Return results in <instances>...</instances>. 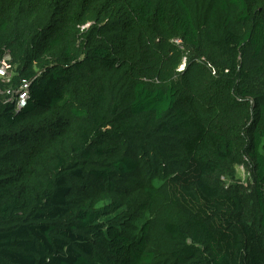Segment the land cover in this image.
<instances>
[{"label":"trees","instance_id":"1","mask_svg":"<svg viewBox=\"0 0 264 264\" xmlns=\"http://www.w3.org/2000/svg\"><path fill=\"white\" fill-rule=\"evenodd\" d=\"M7 55L0 264H264V0H0Z\"/></svg>","mask_w":264,"mask_h":264},{"label":"built area","instance_id":"2","mask_svg":"<svg viewBox=\"0 0 264 264\" xmlns=\"http://www.w3.org/2000/svg\"><path fill=\"white\" fill-rule=\"evenodd\" d=\"M10 55L5 56L3 60H0V77H7L8 71L11 68V64L9 63ZM27 88L28 84L23 85V90L19 92L18 98H17V109H20L24 107L27 101Z\"/></svg>","mask_w":264,"mask_h":264},{"label":"rangeland","instance_id":"3","mask_svg":"<svg viewBox=\"0 0 264 264\" xmlns=\"http://www.w3.org/2000/svg\"><path fill=\"white\" fill-rule=\"evenodd\" d=\"M248 178H249V172H248L247 168L245 167V165H237L236 166L235 179H238V180L246 183V181H248Z\"/></svg>","mask_w":264,"mask_h":264}]
</instances>
